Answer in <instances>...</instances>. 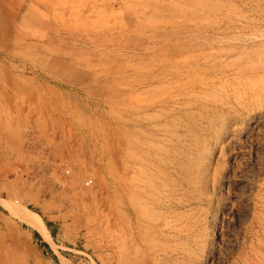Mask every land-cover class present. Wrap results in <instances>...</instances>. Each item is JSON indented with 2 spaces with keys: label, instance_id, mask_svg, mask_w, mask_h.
I'll return each mask as SVG.
<instances>
[{
  "label": "rangeland",
  "instance_id": "rangeland-1",
  "mask_svg": "<svg viewBox=\"0 0 264 264\" xmlns=\"http://www.w3.org/2000/svg\"><path fill=\"white\" fill-rule=\"evenodd\" d=\"M131 75L237 123L184 117L197 167L158 168L188 203L143 195L133 232L119 139L152 111ZM0 264H264V0H0Z\"/></svg>",
  "mask_w": 264,
  "mask_h": 264
},
{
  "label": "bare ground",
  "instance_id": "bare-ground-1",
  "mask_svg": "<svg viewBox=\"0 0 264 264\" xmlns=\"http://www.w3.org/2000/svg\"><path fill=\"white\" fill-rule=\"evenodd\" d=\"M136 77V75H131L132 81L124 80L122 82V91L127 88L131 89L130 102L135 109V114L150 111H152V114L145 117V122L143 123L138 120L137 126L144 127L143 130L139 133H136V131L129 133L124 130L119 139L118 210L124 213L122 215L125 219L124 221L127 220L129 222V225L126 222L125 225L128 226L129 230L127 231L130 232L134 231L131 221L134 216L139 215V201L143 195L155 196L157 208L164 210H178L185 206V202L188 203V200L183 199L182 196L178 197L180 194L178 188H170L171 190L165 191L164 176L158 168V165L164 159H167L176 171L177 167H182V164L189 169L192 166L197 167V164H194L196 158L189 151L191 150V145L195 144L194 140L196 139L188 136L190 139L187 140V134L185 133L187 127L184 125L181 127L185 116L191 113L193 118L194 116L207 118L208 135L215 140L220 135L224 137L231 136V130H234L237 126V123H231L233 119L230 113L229 116H226L222 113V110L221 113L214 110L211 112L202 107L201 111H199L197 110L198 107H196V110L192 111L194 110L192 109V104L189 102L187 104L186 102V97L191 94L190 89L171 88L165 91L158 90L152 98H141L140 95L136 94L134 86L142 84L149 87L153 83L160 82L161 78L146 75L140 80H135ZM148 93L150 92L147 91L145 94ZM194 130L195 132L200 130L199 126H194L192 131ZM129 144L131 145L129 146ZM159 146L161 148L156 149ZM158 151L162 152V156L156 159L153 155ZM109 192V189H107L106 196L99 203L100 208L106 207L105 200L108 198ZM44 237L46 240L51 241L49 235L44 234Z\"/></svg>",
  "mask_w": 264,
  "mask_h": 264
},
{
  "label": "crops",
  "instance_id": "crops-1",
  "mask_svg": "<svg viewBox=\"0 0 264 264\" xmlns=\"http://www.w3.org/2000/svg\"><path fill=\"white\" fill-rule=\"evenodd\" d=\"M47 230H48V233H49V235H50L51 241L54 242V241H53V239H54V236H53V230H52V229H47ZM45 242L47 243V245H48L49 248L51 249V245H50L49 241L45 240Z\"/></svg>",
  "mask_w": 264,
  "mask_h": 264
},
{
  "label": "built area",
  "instance_id": "built-area-1",
  "mask_svg": "<svg viewBox=\"0 0 264 264\" xmlns=\"http://www.w3.org/2000/svg\"><path fill=\"white\" fill-rule=\"evenodd\" d=\"M87 184H89V181L87 182Z\"/></svg>",
  "mask_w": 264,
  "mask_h": 264
}]
</instances>
